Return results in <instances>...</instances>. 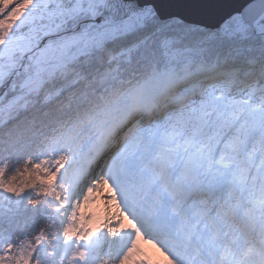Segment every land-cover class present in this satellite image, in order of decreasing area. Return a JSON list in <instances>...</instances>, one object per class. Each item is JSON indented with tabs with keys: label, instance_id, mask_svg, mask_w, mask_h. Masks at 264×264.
Masks as SVG:
<instances>
[{
	"label": "snow or ice",
	"instance_id": "1",
	"mask_svg": "<svg viewBox=\"0 0 264 264\" xmlns=\"http://www.w3.org/2000/svg\"><path fill=\"white\" fill-rule=\"evenodd\" d=\"M0 264H264V0H0Z\"/></svg>",
	"mask_w": 264,
	"mask_h": 264
},
{
	"label": "water",
	"instance_id": "2",
	"mask_svg": "<svg viewBox=\"0 0 264 264\" xmlns=\"http://www.w3.org/2000/svg\"><path fill=\"white\" fill-rule=\"evenodd\" d=\"M231 3L235 6H239L243 3V0H231Z\"/></svg>",
	"mask_w": 264,
	"mask_h": 264
}]
</instances>
